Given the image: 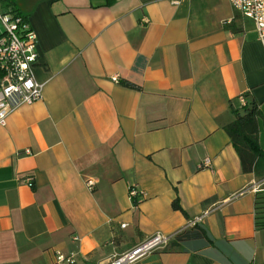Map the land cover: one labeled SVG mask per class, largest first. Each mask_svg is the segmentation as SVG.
Here are the masks:
<instances>
[{
    "label": "crops",
    "instance_id": "obj_1",
    "mask_svg": "<svg viewBox=\"0 0 264 264\" xmlns=\"http://www.w3.org/2000/svg\"><path fill=\"white\" fill-rule=\"evenodd\" d=\"M0 8L35 32L33 73L44 84L41 100L0 125V264H64L58 254L105 264L177 232L187 237L135 264H264L254 224L264 175L241 171L223 129L244 94L260 108L264 150V42L252 20L229 0ZM131 186L145 192L136 205Z\"/></svg>",
    "mask_w": 264,
    "mask_h": 264
},
{
    "label": "built area",
    "instance_id": "obj_2",
    "mask_svg": "<svg viewBox=\"0 0 264 264\" xmlns=\"http://www.w3.org/2000/svg\"><path fill=\"white\" fill-rule=\"evenodd\" d=\"M178 4L182 0H168ZM237 13L252 20L259 40L264 42V0H229ZM0 21L3 29L0 32V125H4L10 113L22 105L32 104L42 99L44 84L38 82L33 73V66L38 58L37 36L23 16L13 10L2 11ZM118 82V78H112ZM242 107L247 106L245 95L239 96ZM30 153L29 150H26ZM210 160L206 159L201 167H209ZM32 178H26L31 186ZM89 190L94 187L93 180L85 183ZM264 190V189H261ZM128 195L135 205L143 198L145 192L131 186ZM172 235L155 233L147 236L128 250L114 254L105 264H135L147 254L166 247ZM74 239H78L74 237ZM58 263L76 264L75 255L58 254Z\"/></svg>",
    "mask_w": 264,
    "mask_h": 264
},
{
    "label": "trees",
    "instance_id": "obj_3",
    "mask_svg": "<svg viewBox=\"0 0 264 264\" xmlns=\"http://www.w3.org/2000/svg\"><path fill=\"white\" fill-rule=\"evenodd\" d=\"M26 19V17L23 16ZM125 85L133 87L132 84L124 82ZM234 119L223 126L229 136L240 161L241 171L244 173H254L257 176L264 175V150L258 142L259 120L262 114L259 106L255 102L249 105L236 108L231 106ZM255 227L264 229V190L255 193ZM172 208L181 210L177 199L172 202ZM178 239H184L186 233L181 232L176 235Z\"/></svg>",
    "mask_w": 264,
    "mask_h": 264
},
{
    "label": "rangeland",
    "instance_id": "obj_4",
    "mask_svg": "<svg viewBox=\"0 0 264 264\" xmlns=\"http://www.w3.org/2000/svg\"><path fill=\"white\" fill-rule=\"evenodd\" d=\"M2 29H3V25H2V23L0 21V30H2Z\"/></svg>",
    "mask_w": 264,
    "mask_h": 264
}]
</instances>
